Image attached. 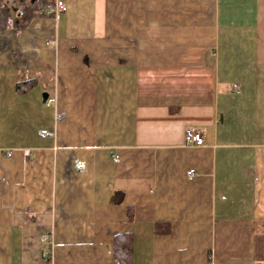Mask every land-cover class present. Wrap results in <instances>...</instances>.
I'll return each mask as SVG.
<instances>
[{
  "label": "crops",
  "instance_id": "0c3cea01",
  "mask_svg": "<svg viewBox=\"0 0 264 264\" xmlns=\"http://www.w3.org/2000/svg\"><path fill=\"white\" fill-rule=\"evenodd\" d=\"M62 1L0 30V264H264V0Z\"/></svg>",
  "mask_w": 264,
  "mask_h": 264
},
{
  "label": "trees",
  "instance_id": "16d2710c",
  "mask_svg": "<svg viewBox=\"0 0 264 264\" xmlns=\"http://www.w3.org/2000/svg\"><path fill=\"white\" fill-rule=\"evenodd\" d=\"M55 0H0V30L10 27L24 31L41 17H51ZM35 80L19 83L18 92L34 88ZM115 259L118 264H133L134 239L131 234L119 235L115 239Z\"/></svg>",
  "mask_w": 264,
  "mask_h": 264
},
{
  "label": "built area",
  "instance_id": "2783aa9c",
  "mask_svg": "<svg viewBox=\"0 0 264 264\" xmlns=\"http://www.w3.org/2000/svg\"><path fill=\"white\" fill-rule=\"evenodd\" d=\"M68 11L67 4L62 0H57L55 4V13L56 15L64 14ZM235 89H239L238 86H235ZM49 133L47 131H43V135H48ZM186 143L190 147H203L205 145V140L201 133L196 131H188L185 137ZM77 166L81 170L86 169V165L83 163H77ZM193 173V172H192Z\"/></svg>",
  "mask_w": 264,
  "mask_h": 264
},
{
  "label": "water",
  "instance_id": "95a60500",
  "mask_svg": "<svg viewBox=\"0 0 264 264\" xmlns=\"http://www.w3.org/2000/svg\"><path fill=\"white\" fill-rule=\"evenodd\" d=\"M48 98V95H45V99H47Z\"/></svg>",
  "mask_w": 264,
  "mask_h": 264
},
{
  "label": "rangeland",
  "instance_id": "374dc122",
  "mask_svg": "<svg viewBox=\"0 0 264 264\" xmlns=\"http://www.w3.org/2000/svg\"><path fill=\"white\" fill-rule=\"evenodd\" d=\"M56 1H57V0H55V4H56Z\"/></svg>",
  "mask_w": 264,
  "mask_h": 264
}]
</instances>
